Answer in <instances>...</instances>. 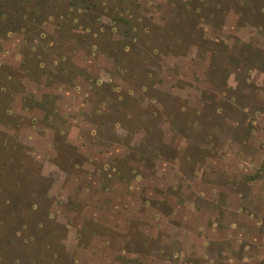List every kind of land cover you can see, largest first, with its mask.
<instances>
[{
	"label": "rangeland",
	"instance_id": "1",
	"mask_svg": "<svg viewBox=\"0 0 264 264\" xmlns=\"http://www.w3.org/2000/svg\"><path fill=\"white\" fill-rule=\"evenodd\" d=\"M219 1L0 0V214L5 220L0 225V264L17 256L22 264H72L61 253L63 242L46 218L44 207L49 201L42 196V184L48 181L40 175L43 161L48 162V170L56 169L57 163L75 177L82 172L105 176L114 172L122 176L119 188L124 192L136 174L152 175L158 154L165 159L178 154L177 169L190 174L197 160L216 155L211 143L217 135L248 137L253 126L248 114L212 99L225 89L228 71L208 62L217 50H228L230 59L244 67L240 88L246 85L248 69L264 55V25L255 24L261 23L262 15L253 14L250 5L260 9L264 0H234L243 13L229 36L230 46L226 39L215 40V29L205 33L203 20L193 16L196 4ZM112 16L121 18L119 23ZM250 93L253 96L256 87ZM79 97L82 104L76 102ZM221 106L224 111L216 114ZM82 108L93 112L87 114ZM86 116L92 119L87 121ZM77 119L83 120L82 130L92 133L102 122L103 135L112 138L114 133L113 140L93 133L90 140L85 137L88 149L76 150L59 130L80 124ZM234 120L238 125L231 123ZM211 126L215 136L203 129ZM185 141V147L176 148ZM99 150L111 152L105 155L109 167L90 158ZM111 182V177L104 180L109 186ZM149 191L157 199L163 194L156 185ZM6 196L11 200L9 208L16 211L13 214L2 203ZM78 202L67 204L78 208L82 201ZM21 208L19 217L27 220L26 227L16 237ZM64 209L60 215H65ZM102 229L84 220L81 235L87 239L90 231ZM136 236L135 246L142 248L144 236ZM10 237L14 242L6 244L4 239ZM210 244L209 255L216 256L190 257L186 264H228L231 255H248L243 264H257L264 255V247L246 242L229 254L220 248L231 250L229 242ZM167 246L175 249V244Z\"/></svg>",
	"mask_w": 264,
	"mask_h": 264
},
{
	"label": "crops",
	"instance_id": "2",
	"mask_svg": "<svg viewBox=\"0 0 264 264\" xmlns=\"http://www.w3.org/2000/svg\"><path fill=\"white\" fill-rule=\"evenodd\" d=\"M242 13L234 0H221L216 5L204 3L193 10V16L203 20V31L215 29V40L226 39L229 46V36L237 30ZM229 56L228 50L221 49L209 58L210 67L228 71L225 89L212 99L224 100L247 113L253 126L245 139L229 135L213 138L211 146L216 155L204 161L197 160L192 173L177 169L178 154L169 159L158 154L153 160L152 175L145 178L136 174L128 189L121 192L119 183L123 178L114 172L106 174L108 176L103 172H82L75 177L57 163H54L56 169L48 170L45 166L48 162L43 161L40 175L48 181L43 180L42 186L50 201L49 220L52 229L60 235L67 259H72L74 264H186L190 257L210 259L216 256L209 255L210 243L215 241L229 242L231 250L220 247L224 254L243 242L264 247V55L248 69L243 88L240 86L244 67ZM40 79L42 86L43 78ZM253 86L256 93L250 96ZM76 102L83 103L80 97ZM254 106L260 109L252 108ZM82 111L93 112L87 108ZM223 111L222 106L215 109L216 114ZM86 118L87 121L92 119ZM77 121L80 124H72L59 132L63 131L65 141L78 151L88 149L90 144L85 137L90 140L93 133L105 141L114 138V133L112 138L103 135L102 122L95 124L92 133L81 129L82 119ZM231 123L238 125L235 120ZM203 129L208 135H216L213 126ZM74 131L85 134L76 136ZM187 144L185 141L176 148ZM107 153L111 152L99 150L90 158L104 163L107 168L110 162L105 156ZM106 177L113 179L111 186L104 183ZM76 178L79 182L73 183L71 180ZM155 185L163 191L159 199L149 191ZM169 189L178 190V193ZM78 200L82 201L81 207L71 208L67 204L79 203ZM63 209L65 215L61 216ZM84 220L98 223L105 229L90 231L87 239H83ZM136 233L144 236L142 248L135 246ZM170 243L175 244L173 251L167 249ZM248 260V255H231L228 264H243ZM257 264H264V255Z\"/></svg>",
	"mask_w": 264,
	"mask_h": 264
},
{
	"label": "trees",
	"instance_id": "3",
	"mask_svg": "<svg viewBox=\"0 0 264 264\" xmlns=\"http://www.w3.org/2000/svg\"><path fill=\"white\" fill-rule=\"evenodd\" d=\"M200 6V4H196V6L195 7H199ZM250 9H251V12L254 14V13H259V14H261L262 15V18H261V23H257V22H255V24L258 26V27H263V25H264V23H263V21H264V6H261V8L260 9H255V6H251L250 5ZM262 9H263V11H262ZM112 19H113V21L115 22V23H119V20H121V18H114V16H112ZM251 23H253L254 24V22H251ZM22 28V27H21ZM11 30V29H10ZM16 183H18V181H16ZM44 198H45V200L48 202L49 201V198L44 194V195H42ZM10 202H11V200H10V198H8L7 196L6 197H4V200H3V204L4 205H6V206H8L7 208H8V211H10V213L11 214H13V212L15 213L16 211H14L13 209H11V208H9V206H10ZM33 203H35V202H33ZM49 203H50V201L45 205V209H46V211L48 210V208H49ZM34 206H37L36 204L34 205ZM38 207V206H37ZM21 210H22V208L21 209H19V210H17V216L19 217L20 216V213H21ZM45 211V212H46ZM46 214V218L48 219V221H50L49 220V215H48V212H46L45 213ZM3 216H1V214H0V225H4V223H5V220L2 218ZM18 220L21 222V226H17L16 228H15V231H14V235H16V237L17 236H19V235H22L23 234V228L24 227H26V224H25V222L27 221L26 219H24V218H21V217H19L18 218ZM44 224V222L43 221H39V225L38 226H42ZM14 238H12V237H10V238H6V239H4V242L7 244V243H9V242H14V240H13ZM59 243H61V240H59ZM48 246H49V248H52V244L51 243H49L48 244ZM59 246H61V248L63 249V251H61V253H63V255H65V253H64V245L63 244H59ZM6 250H7V248H6ZM2 251V250H1ZM18 251V250H17ZM3 252V251H2ZM53 256L54 257H56V258H62V257H59L60 255H59V253L58 252H53ZM2 257V255H1V253H0V258ZM66 258V257H65ZM62 259H64V258H62ZM61 259V260H62ZM32 263L33 262H35L36 261V259L34 258H32V260H30ZM71 261H72V264H74V261L71 259ZM5 264H22V262H21V259L17 256V257H15L14 259H12L11 260V262H9V261H6L5 262Z\"/></svg>",
	"mask_w": 264,
	"mask_h": 264
}]
</instances>
